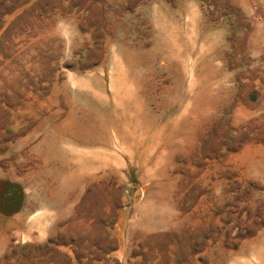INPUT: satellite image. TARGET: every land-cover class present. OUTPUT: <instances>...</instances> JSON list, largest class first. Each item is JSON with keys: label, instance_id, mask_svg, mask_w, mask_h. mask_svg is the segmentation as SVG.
<instances>
[{"label": "rangeland", "instance_id": "1", "mask_svg": "<svg viewBox=\"0 0 264 264\" xmlns=\"http://www.w3.org/2000/svg\"><path fill=\"white\" fill-rule=\"evenodd\" d=\"M0 264H264V0H0Z\"/></svg>", "mask_w": 264, "mask_h": 264}]
</instances>
